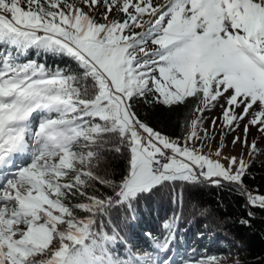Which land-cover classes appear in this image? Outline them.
<instances>
[{
  "label": "snow or ice",
  "instance_id": "snow-or-ice-1",
  "mask_svg": "<svg viewBox=\"0 0 264 264\" xmlns=\"http://www.w3.org/2000/svg\"><path fill=\"white\" fill-rule=\"evenodd\" d=\"M31 49L76 68L22 61ZM150 95L169 108L194 105L200 115L183 143L138 118L136 102ZM217 106L212 125L219 119L228 132L213 160L203 113ZM34 113L42 114L35 128ZM241 123L245 145L253 127L264 137V0H0V264H172L159 253L170 251L178 218L143 254L103 218L124 208L134 219L140 199L177 182H227L264 209V195L243 183L249 166L222 153ZM250 148L260 151L255 140ZM124 150L118 182L93 171L102 152Z\"/></svg>",
  "mask_w": 264,
  "mask_h": 264
},
{
  "label": "trees",
  "instance_id": "trees-1",
  "mask_svg": "<svg viewBox=\"0 0 264 264\" xmlns=\"http://www.w3.org/2000/svg\"><path fill=\"white\" fill-rule=\"evenodd\" d=\"M21 60H35L50 69L57 66L76 68L75 62L67 57L35 49L29 50ZM193 107L189 104L187 107L169 108L156 103L150 95L136 102L135 112L154 130L182 139L189 132L188 122L196 115L191 111ZM116 146L115 142L105 145L108 149ZM94 164L93 171L97 175L118 182L128 166L127 151L124 150L123 154L104 151ZM248 166L249 175L243 178V183L249 192L264 195V149L253 155ZM222 183V187L210 183L189 185L180 182L175 186L160 187L140 199L134 219L126 209L119 208L109 210L110 223L108 217L103 220L109 231L114 226L127 247L135 252L139 249L154 251V239L164 235L163 224L178 218L176 238L169 252L159 253L161 261L169 257L172 264H182L186 258L218 255L228 257L224 264H264V209L252 207L247 203L246 195H238L233 191V185ZM96 188L102 194L111 193V189L103 185L96 184ZM76 202L74 198L72 203ZM249 211L253 213L251 217L248 216ZM241 220H248V224L240 223Z\"/></svg>",
  "mask_w": 264,
  "mask_h": 264
},
{
  "label": "rangeland",
  "instance_id": "rangeland-1",
  "mask_svg": "<svg viewBox=\"0 0 264 264\" xmlns=\"http://www.w3.org/2000/svg\"><path fill=\"white\" fill-rule=\"evenodd\" d=\"M154 2L157 4H161L164 2V0H154ZM101 11H103V9H101ZM112 15L116 16V15H118V13H113ZM136 31L139 32V31H141V29H136ZM221 111L222 110L220 109V107L217 106L216 108L203 113V129L207 130V136L214 137V139L211 141H208L207 137H205V141L210 142L212 145V152L209 153L208 149L205 148L204 153L209 155L210 158L213 160L220 159L219 157H217L215 155V150L219 146V143L221 140V133L228 132L227 128H224L221 126V121L219 119H217L216 126L212 125L213 118L220 117ZM41 115H42L41 113H34L33 114L32 123H33L34 128L36 127L37 123L39 122ZM199 115H200L199 113H196V115L194 116L193 119H196L197 116H199ZM189 131H190V129H189ZM201 135L203 136L204 133L201 132ZM236 136H239L240 140L237 143L233 144L232 141H233L234 137H236ZM169 138H171V137H169ZM244 138H245L244 137V126H243V123H241V125L236 129V131L231 132L228 135L224 136V143H225L226 147L224 149H222V153L226 157H236L238 160L243 159L245 161V163L247 165H249V163L253 157V155H250V152H251L250 145H251L252 141L255 140L257 148L259 150L264 149V137H262L261 134L257 131V129L255 127H253V128H251L250 134L247 138V140H248L247 145H245L243 143ZM172 139H175V138H172ZM183 139L184 138L180 139L181 143H183ZM193 143H195V144H197V146H199L200 141L196 140V141H193ZM220 162L226 168L228 167V161L227 160L221 159ZM251 194L253 196L258 195L254 192H251ZM135 252L143 254L145 251L143 249H139V250H135Z\"/></svg>",
  "mask_w": 264,
  "mask_h": 264
}]
</instances>
